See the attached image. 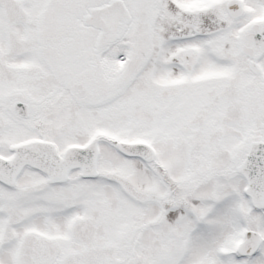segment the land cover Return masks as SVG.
Instances as JSON below:
<instances>
[{
	"label": "snow or ice",
	"instance_id": "snow-or-ice-1",
	"mask_svg": "<svg viewBox=\"0 0 264 264\" xmlns=\"http://www.w3.org/2000/svg\"><path fill=\"white\" fill-rule=\"evenodd\" d=\"M0 264H264V0H0Z\"/></svg>",
	"mask_w": 264,
	"mask_h": 264
}]
</instances>
